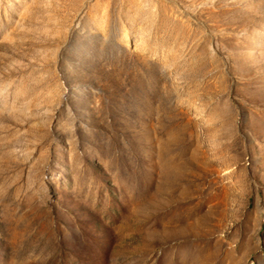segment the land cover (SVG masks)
I'll return each instance as SVG.
<instances>
[{
    "label": "rangeland",
    "instance_id": "rangeland-1",
    "mask_svg": "<svg viewBox=\"0 0 264 264\" xmlns=\"http://www.w3.org/2000/svg\"><path fill=\"white\" fill-rule=\"evenodd\" d=\"M0 264H264V0H0Z\"/></svg>",
    "mask_w": 264,
    "mask_h": 264
}]
</instances>
